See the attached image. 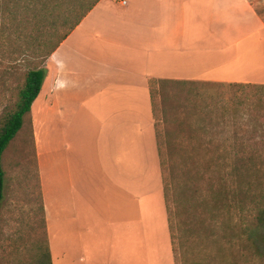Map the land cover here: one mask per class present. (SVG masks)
Segmentation results:
<instances>
[{
	"label": "crops",
	"instance_id": "0c3cea01",
	"mask_svg": "<svg viewBox=\"0 0 264 264\" xmlns=\"http://www.w3.org/2000/svg\"><path fill=\"white\" fill-rule=\"evenodd\" d=\"M251 17L252 0H98L46 57L28 114L50 261L57 247L60 264H176L160 88L205 81L176 70L232 47Z\"/></svg>",
	"mask_w": 264,
	"mask_h": 264
},
{
	"label": "rangeland",
	"instance_id": "374dc122",
	"mask_svg": "<svg viewBox=\"0 0 264 264\" xmlns=\"http://www.w3.org/2000/svg\"><path fill=\"white\" fill-rule=\"evenodd\" d=\"M91 1L0 0V120L26 73L44 65ZM252 2L258 19L241 18L251 22L246 37L190 54L192 64L176 70L205 81L160 88L155 118L176 264H264V0ZM31 125L26 113L2 155L0 264H37L48 247ZM58 256L55 247L51 263Z\"/></svg>",
	"mask_w": 264,
	"mask_h": 264
},
{
	"label": "trees",
	"instance_id": "16d2710c",
	"mask_svg": "<svg viewBox=\"0 0 264 264\" xmlns=\"http://www.w3.org/2000/svg\"><path fill=\"white\" fill-rule=\"evenodd\" d=\"M97 1L98 0H92L90 2V4L85 8L77 21L72 25L70 31L80 22V20L87 14V12ZM69 32L64 36L62 40L66 38ZM58 44L47 54V56L58 46ZM44 76L45 70L41 67L29 70L26 73L23 87L19 91V100L16 103L15 108L3 115L2 119L0 120V206L4 197L5 188L4 171L1 164L2 155L9 145L10 141L21 129L23 125L24 115L30 111L32 102L40 91ZM261 225L264 226V219ZM40 255L41 256L39 257L37 264H51L48 247L47 249L45 248Z\"/></svg>",
	"mask_w": 264,
	"mask_h": 264
}]
</instances>
